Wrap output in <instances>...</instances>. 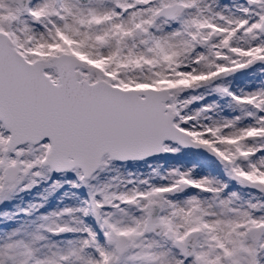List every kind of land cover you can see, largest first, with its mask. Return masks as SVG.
I'll use <instances>...</instances> for the list:
<instances>
[{
    "label": "snow or ice",
    "instance_id": "1",
    "mask_svg": "<svg viewBox=\"0 0 264 264\" xmlns=\"http://www.w3.org/2000/svg\"><path fill=\"white\" fill-rule=\"evenodd\" d=\"M0 264H264V0H0Z\"/></svg>",
    "mask_w": 264,
    "mask_h": 264
}]
</instances>
